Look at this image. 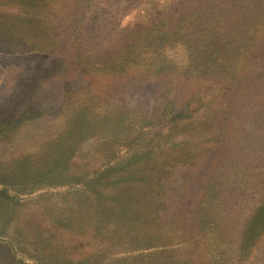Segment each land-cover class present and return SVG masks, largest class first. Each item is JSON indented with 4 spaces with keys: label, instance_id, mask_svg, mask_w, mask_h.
<instances>
[{
    "label": "rangeland",
    "instance_id": "rangeland-1",
    "mask_svg": "<svg viewBox=\"0 0 264 264\" xmlns=\"http://www.w3.org/2000/svg\"><path fill=\"white\" fill-rule=\"evenodd\" d=\"M218 1L54 0L59 11L53 14L59 16L48 30L57 28L53 32L61 37L44 30L45 35L27 33L32 26L23 23L15 36L3 32V37L0 32L1 96L17 87L30 88L36 103L30 107L34 119L26 123L21 117V127L10 133L9 139L0 140V159L26 156L18 166L25 163V175L20 172L13 185L1 172L5 185L0 182V191L23 200L40 198L32 205H41L43 217L32 218V228L44 231L54 224L51 241L68 245L73 241L79 249L75 252L86 254L96 245L90 229L80 225L78 229H63L62 223L70 216L83 215L86 208H91V218L96 212L103 217L122 214L117 208L107 213V208L94 209V196L83 183H92V177L109 166H124L117 174L121 178L113 176L115 171L94 181H122L99 190L106 189L109 198L117 200L128 190L126 197L133 199L128 212L140 217L143 225L132 226L130 234L137 231L132 244H113L106 249L100 245L91 250L99 254L98 258L88 255L92 264H107L109 260L115 264L154 262L152 258L158 257L154 253L163 249H146V243L138 246L139 228L154 235L153 243H166L157 241L155 234L167 236V248L175 249L182 260L177 264H264V102L242 106L246 101L242 92L252 83L232 81L236 73L241 74L239 57L245 54L247 41L256 36L264 40V28L253 30L247 41L246 37L240 39V30L235 31L232 21L236 14L232 0H223L225 6ZM50 2L46 0V4ZM169 9L176 13L146 25L151 13ZM223 24L227 25L226 35L241 46L240 55L232 57V52L227 56L233 50L225 45L226 54L221 58L202 60L196 49L186 48L196 44L201 55L204 40L220 33ZM24 43L43 55L28 61L19 59L16 54L22 52ZM112 57V63L119 60L120 66L102 70L110 66ZM34 62L43 72L35 83L23 82ZM152 62L155 65H150ZM220 62L223 65L217 70ZM256 62L253 68L258 70L245 76L254 77L261 71L255 77L264 80V59ZM96 70L99 75L93 76ZM25 101L30 100L19 97L10 104L15 106L16 115L25 108ZM0 108V120H7L6 105ZM64 124V133L57 135ZM68 124L74 129L72 137ZM32 167L42 168L41 173L32 176ZM224 183L233 188L227 204L221 207V197L214 194L212 203L208 189ZM201 213L204 221L198 219ZM216 219L228 237L220 247L225 249L229 244L227 249L236 248L235 254L217 258L219 261L204 257L202 244H198L203 239L199 233H208ZM96 224L91 225L92 231H98ZM7 229L14 227L0 222V243L6 242ZM230 237L233 240L229 243ZM240 243H244L242 247ZM3 250L8 252L10 247L0 249V254ZM22 252L17 258L31 264L25 256L27 248ZM141 253L143 257H136Z\"/></svg>",
    "mask_w": 264,
    "mask_h": 264
},
{
    "label": "trees",
    "instance_id": "trees-1",
    "mask_svg": "<svg viewBox=\"0 0 264 264\" xmlns=\"http://www.w3.org/2000/svg\"><path fill=\"white\" fill-rule=\"evenodd\" d=\"M221 1L223 2V5L225 6L226 3H224L223 0ZM53 2L54 0L52 1V3L50 2L51 3L50 5H48L46 4V0H0V32H2L3 37L6 36L3 32L7 34H12L15 36L18 27L22 23L29 24L32 26L27 31V33L33 32L36 34L45 35L42 30L46 32L48 31L50 33L51 31L53 32L54 30H56L57 28H55L54 30H48V28H51L53 26V25L52 26L50 25V22L52 20L58 19V16H59L58 14L56 15L53 14L55 13L56 10L59 11V9L55 6V4H53ZM45 5H47L48 7H46ZM231 7L235 8L236 14L232 21L234 24L236 23L235 31L240 30L238 33V37L240 39H243V37H246L244 41H247V39L251 35H253V30H257L258 28L259 29L264 28L263 27L264 26V0H232ZM174 12L175 11H173V9H169L167 12H164V13L163 12L161 13L153 12L150 14L151 17L149 16L150 18L148 19L149 21L147 22L146 25H151L152 21L154 22L158 20L164 21V18H161V17H167L168 15L171 16L170 13H173L174 15ZM1 26H2V29H1ZM226 26H227L226 24H223V26H221L222 31L220 30V33L212 34L211 36H209L208 39L204 40V44L201 50V55H200V51H198L197 49L198 45L196 44H189L186 48L191 49V50L196 49L198 58L202 60L213 59L217 57L221 58V56H224L226 54V51L224 50L225 45L229 46L231 50H233L227 53V56L232 52H233L232 57L240 55L243 52V50L239 51L241 50L240 49L241 46L239 45V43H237L232 38H230L228 35H226V32H225ZM53 34L55 36L61 37V35H59L56 32H53ZM255 38H252L247 41L248 44L247 46H245V49H244L245 54L239 57L240 61L242 62L241 74L239 75L238 73H236V76L234 77V79H232L234 83L243 82L246 85H250L252 83L251 88H248V90H245L242 92L244 93V96L246 97V101L241 102L242 106H244L246 102H247V105H249L251 101H254L256 103L264 102V96L262 95L264 93V90L262 89L264 88V80L255 77V76L260 75L262 72L258 71L257 74H253L254 77L245 76L248 73H255L256 69L258 70L259 67L253 68V66L257 63L256 59L257 60L264 59V55H261V57L254 56L256 55V53L259 54V53L264 52V40H261L260 36L257 39ZM52 40H54L55 42L54 37ZM48 45L50 46L52 45V43L49 42ZM28 46L29 45H26V43H24L23 45L24 49L22 50V52L20 54H16L19 57V59L21 60L27 59L28 61L29 59L32 60L35 57L39 58L43 55L42 54L43 51H39L38 48L28 47ZM12 55H14L15 57V53H12ZM8 57H12V56L9 54ZM246 57H249L250 60L247 61ZM118 61L116 63H112V62H115V57H112L110 61L111 62L110 66L107 67L105 65L101 69L103 70V69L109 68V70H113L115 66H120V63H118ZM45 62L46 64H48L47 60H45ZM122 64L123 63H121V65ZM152 64L155 65V63L153 62L150 63V65ZM221 65H223V63L220 62L215 68H217V70H220ZM124 67L125 66H123L122 68ZM29 69H30L31 74L27 79L24 78L23 82L35 83L36 76L38 77L43 72L42 67H40V65H36V62H34L30 66ZM96 72L97 73H94L93 76L99 75L98 70H96ZM109 74L114 75L113 73H109ZM29 90L31 89L17 87L16 89H13L12 91H10L8 95L6 94L5 97H2L0 94V105H6V108H7L6 110L8 112V115H6L7 120L6 119L0 120V134L2 133V130H5L3 131V135L0 140L4 138L9 139L8 138L9 134L12 132H15V130L21 127L19 125L21 122L19 119L21 117H22L21 119L22 122H26V123H30L34 119V116L30 110V107L32 106V104H36V103L33 100V93L29 94ZM261 95L263 96V98ZM19 97L20 99L28 98V100L30 101H25V102H28L27 104L24 102V104L26 105L25 108L20 113V115H16L14 113L15 106H11L10 104L13 102V100L19 99ZM2 98H3V101L1 102ZM0 110L2 112L1 108ZM34 114L38 115V112ZM65 127H66V124H64V127L60 129L57 135L60 133H64ZM67 132L69 136L72 137L73 135L72 133L74 132V129L73 127H71L70 124L67 125ZM25 159H26V156L23 154H20L17 159H13V158H9L7 160L0 159V174L1 172H4L6 174L7 183H11L15 185L14 182L16 181L14 180L16 176L19 175L20 172L22 174L21 176L25 175V170H26V167H24L25 163L21 165V168L18 167L20 162ZM56 165L57 164H55L54 167ZM1 168L3 170H1ZM122 168H124V166ZM122 168L121 167L116 168V166H113V167L109 166L108 168L103 170L99 175H97L99 176L97 179L102 180L104 179L106 175H111L115 171H116L115 175L113 176H116L117 178H121L119 175L117 176V174H119ZM41 170L42 168L40 169V167H37V169L32 167L31 175L36 177L38 174L41 173ZM52 170H53V167H51L48 171L50 172ZM96 177H92L93 178L91 180L92 183H89V181H86L83 183L84 187H86L88 190L87 192H91L92 195L94 196L93 197L94 199L93 208L94 209L96 207L103 208V209L107 208L106 213L108 210L110 212L114 210L115 208H117V209H120L122 214L110 213V215L107 216L108 217L107 218V217H103L99 212H96V215H94L96 217L91 218L92 216L89 215V212H90L89 210H91V208L90 209L86 208L88 210L85 211L83 215H80L79 217L75 219L71 216L66 218L65 220L66 222L62 223L63 226H65L63 229L73 230V228L78 229L80 228V226L81 227L85 226L90 229V236L92 237V239H94L93 242H95L96 245L95 246L94 244L91 245L88 251L86 252V254H81L79 251H78L79 253L75 252L76 250H79V249L77 246L73 245V241H69L70 245L62 244L59 241L56 243L55 241H51L50 239L54 236H53V233H51L50 231L54 228V224H52V226H50L49 229H46L44 231H40L37 228L31 227V224L34 221L32 220V218L34 217L42 218L43 217L40 212L41 205H34V206L32 205L34 201H37L40 199L39 197H36V199L23 200L20 197H17L16 195H10L7 189L5 188L4 189L9 195H7L4 192L2 193V191H0V202H1L0 203V216H3L1 217L0 222L5 225L11 224L14 227V229H10V230L7 229L9 231H6L7 237L4 240L6 242L0 243V249L10 247V250L8 252L3 250L2 254H0V264H25L22 260L18 259L16 256V254H23L22 252L23 247L27 248V254L25 256L32 260L31 264H92L91 261L87 260V258L89 254H91L95 258L96 257L98 258L99 254L97 252H94L95 253L94 254L91 251L95 249L97 246L101 245L102 247H105L106 249L107 247L113 244H124V243H129V242L132 244V241L137 233L136 231L135 233L130 234V232L132 231V226L134 224L140 227L141 225H143L142 224L143 221L139 220L141 219L140 217H137V215L135 217L133 215L135 214L133 211H131V213L128 212V210H130L129 208H132L131 206H133V204H131V202H133V199H131V197H126L128 194L126 192H128V190H126L125 193L121 195L122 197L120 196L121 198H119L118 200L114 196L109 198L108 193H106L109 191H107L106 189H103L102 191H100L99 190L100 187H106L107 185H110L108 187H111V186L114 187L116 184L120 185L122 181L118 180V181H113L111 183V182H106L105 180H103L100 182L98 181L95 182L94 180ZM20 180L23 181L25 179H21L20 177ZM0 182L2 181L0 180ZM2 184L5 185V183L3 182ZM219 187L221 188V190L219 189ZM219 187L218 185L211 186L208 190L212 191V193H208V195L211 198L212 203H214V201L216 200L215 198H213V195L214 194L219 195L222 200V204H221V207H222L227 204L228 200L232 196L233 187L226 183L219 184ZM216 188L219 190V192H216ZM115 189L117 190L119 189V187H115ZM109 202H111L112 204L106 205V203H109ZM79 207L83 208V206L81 205ZM220 209L221 211L223 210L222 208ZM26 211H30L29 212L30 214H25ZM86 214L88 215V217ZM198 216L200 217L198 219L202 218V221H204L205 218H203L202 213H201V216L200 215ZM95 223H98L96 224V226L98 227V228L96 227L98 231L91 230V225L95 226L94 225ZM77 225H80V226H77ZM205 225H207V222L205 223ZM17 226H19V228ZM55 227H57L56 230L59 229L57 225ZM122 228H125V231L122 230ZM141 230L140 228L138 230V236H136L138 239L135 238L136 241H138L137 242L138 246L141 243H146L148 244L146 249H154V247H156L157 249H161V248L163 249L159 252L154 253V255L158 253L156 254V256L158 257L152 258L155 261L151 262V264H155V263L159 264L160 262H164V263L174 262L177 264V261H182L177 257L175 249L167 248L170 246V242L166 241L168 240L166 239L167 236H162L161 234L157 233L155 234V237H158L156 240L157 241L163 240L166 243L164 244L163 243H153L151 241V238H153L154 235H152V233L150 232L141 231ZM203 231H205V229ZM141 232L142 234L140 235ZM46 234H49V236H47ZM199 234L203 236V239L200 240L202 242L198 244L199 245L202 244L201 250H204V253H203L204 257H208L213 260L219 261V259L217 260V258H220V257L226 258L228 257V255L235 254L236 248L227 249L229 247V244L225 245V249L220 247L221 243H223V240H226L228 237L224 234V228L222 227V224H220L217 219L215 223L214 222L211 223V229H209L208 233L204 234L203 232H200ZM124 235L128 237L124 239ZM113 237H116V239H114ZM232 238L233 237L229 238V243L231 242V240H233ZM237 240H239V237H237ZM195 242H198V240H195ZM243 244L244 243H240V247H242ZM73 255H74V258H72ZM186 256L187 258L189 257L188 254ZM136 257H143V253L139 254ZM111 261L112 260H109L107 264H115V263H112ZM149 262L150 261H147L145 262V264H150ZM101 263L102 261H99V264Z\"/></svg>",
    "mask_w": 264,
    "mask_h": 264
}]
</instances>
